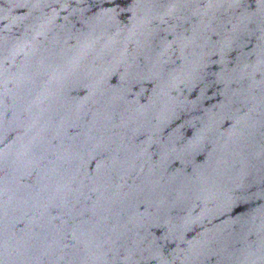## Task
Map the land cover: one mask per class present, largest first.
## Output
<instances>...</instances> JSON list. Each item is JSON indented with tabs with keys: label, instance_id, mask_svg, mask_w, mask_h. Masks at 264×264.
Wrapping results in <instances>:
<instances>
[{
	"label": "water",
	"instance_id": "95a60500",
	"mask_svg": "<svg viewBox=\"0 0 264 264\" xmlns=\"http://www.w3.org/2000/svg\"><path fill=\"white\" fill-rule=\"evenodd\" d=\"M0 264H264V0H0Z\"/></svg>",
	"mask_w": 264,
	"mask_h": 264
}]
</instances>
